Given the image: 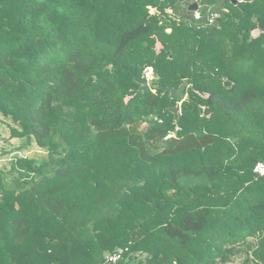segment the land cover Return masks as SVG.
<instances>
[{"label": "trees", "instance_id": "16d2710c", "mask_svg": "<svg viewBox=\"0 0 264 264\" xmlns=\"http://www.w3.org/2000/svg\"><path fill=\"white\" fill-rule=\"evenodd\" d=\"M258 24L264 0H0V116L47 154L0 171V264H264Z\"/></svg>", "mask_w": 264, "mask_h": 264}, {"label": "rangeland", "instance_id": "374dc122", "mask_svg": "<svg viewBox=\"0 0 264 264\" xmlns=\"http://www.w3.org/2000/svg\"><path fill=\"white\" fill-rule=\"evenodd\" d=\"M168 19H170L173 23L176 24H184L183 22H176L178 20L174 19L172 16H170ZM257 36L258 32L253 31L252 38H256ZM11 126L13 125H10L9 122L5 121L0 116V171L8 170L11 161L15 157L29 158L35 160L46 159V152L44 150L39 149L34 143L27 144L25 139L11 137ZM245 258V254H240L232 258V260L228 264H243Z\"/></svg>", "mask_w": 264, "mask_h": 264}, {"label": "water", "instance_id": "95a60500", "mask_svg": "<svg viewBox=\"0 0 264 264\" xmlns=\"http://www.w3.org/2000/svg\"><path fill=\"white\" fill-rule=\"evenodd\" d=\"M198 9L197 4H192L189 7V10L196 11ZM259 31L264 34V27L263 25H258ZM137 83L140 85L139 91L147 93L150 90V87L147 83V80L144 77H141L136 80ZM188 86V81H183V83L178 88H164V92L168 94L169 98L176 101V107L171 110L172 114L175 116V119L178 118V113L180 110V104L186 99L185 90Z\"/></svg>", "mask_w": 264, "mask_h": 264}, {"label": "built area", "instance_id": "2783aa9c", "mask_svg": "<svg viewBox=\"0 0 264 264\" xmlns=\"http://www.w3.org/2000/svg\"><path fill=\"white\" fill-rule=\"evenodd\" d=\"M201 14L198 10H196L194 12V19L195 20H200ZM217 18V14H211L210 18H209V23L212 24L213 21ZM146 80L147 83L150 87V82L154 79V73L151 67H148L144 70L143 72V76ZM253 173L257 176V177H263L264 176V163H257L253 169ZM122 252H117L111 255H107L106 256V261L109 264H116L120 258H121Z\"/></svg>", "mask_w": 264, "mask_h": 264}]
</instances>
